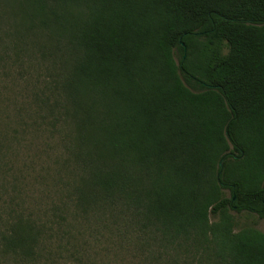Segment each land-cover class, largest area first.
<instances>
[{
    "label": "trees",
    "instance_id": "1",
    "mask_svg": "<svg viewBox=\"0 0 264 264\" xmlns=\"http://www.w3.org/2000/svg\"><path fill=\"white\" fill-rule=\"evenodd\" d=\"M28 47L76 212L151 264H264V0H0V50ZM42 234L17 215L0 257Z\"/></svg>",
    "mask_w": 264,
    "mask_h": 264
},
{
    "label": "rangeland",
    "instance_id": "2",
    "mask_svg": "<svg viewBox=\"0 0 264 264\" xmlns=\"http://www.w3.org/2000/svg\"><path fill=\"white\" fill-rule=\"evenodd\" d=\"M9 52L0 50V229L19 214L33 218L45 238L39 264H151L118 225L85 218L68 201L63 147L39 114L47 71L30 47L14 62Z\"/></svg>",
    "mask_w": 264,
    "mask_h": 264
}]
</instances>
